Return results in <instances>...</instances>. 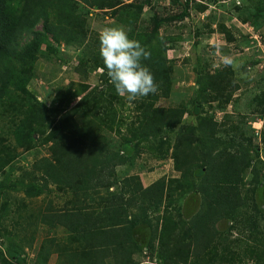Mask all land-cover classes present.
I'll return each instance as SVG.
<instances>
[{
  "label": "trees",
  "instance_id": "trees-1",
  "mask_svg": "<svg viewBox=\"0 0 264 264\" xmlns=\"http://www.w3.org/2000/svg\"><path fill=\"white\" fill-rule=\"evenodd\" d=\"M193 1L198 13L207 11L206 0ZM249 2L235 8L232 25L218 23L211 33L230 44L238 40L236 31L241 34L237 23L262 31L264 0ZM173 3L182 7L180 15L155 17L151 32H136L143 7L126 0H0V243L11 255L0 247V264H26L22 258L35 250L40 230L46 235L34 264H49L53 255L56 264H156L141 260L148 250L164 264H264V160L253 142L257 135L214 114L240 90L233 66L211 70L206 62L196 69L192 102L158 106L171 97L175 72L167 54L175 39H164L160 29L183 21L191 9L190 0ZM95 9L113 12L130 27L129 38L151 53L142 63L158 92L133 102L135 119L123 115L128 101L106 72L103 89L87 82L89 53L73 68L87 84L56 88L52 104L30 88L42 56L59 55L61 47L89 52L88 19ZM94 61L90 72L103 67L102 59ZM249 107L255 119L263 118L264 90ZM259 140L264 144V128ZM29 152L34 161L21 165ZM141 153L171 158L179 177L145 188L132 173ZM52 192L65 198L62 207L51 201L34 206ZM190 192L200 208L181 220L186 209L179 202ZM223 221L242 227L237 237L217 227Z\"/></svg>",
  "mask_w": 264,
  "mask_h": 264
},
{
  "label": "rangeland",
  "instance_id": "rangeland-1",
  "mask_svg": "<svg viewBox=\"0 0 264 264\" xmlns=\"http://www.w3.org/2000/svg\"><path fill=\"white\" fill-rule=\"evenodd\" d=\"M182 1L185 2V0ZM173 2L174 0H126L127 4L132 3L135 8L138 6L143 7L140 22L136 25V32H140L141 30L151 32L154 27V25H151L152 19L155 17L158 19H170L173 16L180 15L182 13V7L178 3ZM190 2L191 9L189 10V17H185L183 21L166 23L160 29V35L164 39H175V42L170 43V49L167 52L168 57L173 62L175 72L173 76L172 95L168 99H162L158 103V106L168 108L178 106L180 103L187 104L192 102L196 88V69L203 67L207 62L210 69L215 70L225 64L224 57L234 58L238 56L239 58H237L234 63L237 67L233 68L236 73L237 82L240 85V90L236 93L234 101L225 111L216 110L214 114L218 122L224 121L223 118L226 115L231 119L227 125L234 124L235 127L241 126L248 135L256 134V139L253 140V142L256 146L260 145L258 151L264 160V144L259 140L261 131L264 128V115L261 120L259 118L255 119L258 115L249 107L252 99L254 100L256 96L264 90V58H258L259 55L264 57V29L260 31L251 28L249 24H243L245 26L239 24V27L245 29L246 32L236 34L238 39L237 42L229 44L225 41V37L222 34L211 32L218 30V23L228 22L229 25H232L233 18L238 17L235 8L238 6H244L245 8L251 7L249 0H206L205 4H208V8L205 13H198L196 8L192 7L194 6V1L192 2V0H190ZM88 24L90 30L88 40L90 45L89 52L86 49H82L81 52L76 48L65 49L61 47V53L59 55L51 54L47 57L46 55L42 56L38 65L37 77L30 86V88L36 92L39 100L52 104L54 90L58 87H67L72 82H76L77 84L80 82L87 84L88 82L94 89H103V83H105L101 80V75L105 72L101 70L103 67L90 72V69L95 65L94 57L102 59L99 55V46L97 44L99 33L106 27L121 26L129 36L130 27L118 21V18L113 16V12L105 13L98 9H95L89 15ZM198 28L200 32H203L200 36L196 35V30ZM166 45L168 46L169 44L166 43ZM229 49L233 50L230 51ZM87 53H89V57L93 60H88V67L91 68L87 69L89 80L86 82V79L83 80L80 74L74 73L73 68H75L76 64L80 61L79 59L83 57V54H85L86 57ZM247 57H249L250 60L245 64ZM243 65L244 67L246 65L248 66L242 71ZM123 115L127 121L135 119L136 109L133 102H127ZM233 134L238 144L243 141L235 132ZM35 151L41 153L40 148L35 149ZM46 154H48L47 150L44 149L42 155ZM137 157L135 168L132 173L141 177L143 182L148 183L149 180L157 181L162 178L174 179L178 178L180 175L174 170L173 160L171 158L160 161L156 160L148 153H141ZM34 159V153H24L20 159V163L21 165H28L32 163ZM125 170V168H119L118 172L122 173ZM191 193L192 192L179 202V204L182 202V206L186 209L185 212L182 210L181 220L188 219L186 215L188 213L186 202ZM0 200L2 202L1 198ZM50 201L53 202L54 205L62 207L65 198L52 192L46 199L39 198L34 200V206L40 205L46 207V204ZM2 203H0V206ZM197 210L198 207L194 213H196ZM249 214L252 215L254 213L249 211ZM252 216L255 217V215ZM245 218L246 216L242 215L244 221ZM233 223L235 222L223 221V223H219L217 227L237 237L242 227L240 225H235L237 226L235 227L232 225ZM224 224L230 226L226 227ZM248 231L247 228V232ZM45 235L46 234L40 230L35 250H26L22 261H25L26 264L35 263L37 249ZM0 247L3 248L5 257L11 256L2 243H0ZM147 252L148 254H144L141 257L142 261L145 263L155 262L156 264H164L161 259L158 260L156 258L154 252L149 250ZM56 263L57 255H53L49 264Z\"/></svg>",
  "mask_w": 264,
  "mask_h": 264
},
{
  "label": "clouds",
  "instance_id": "clouds-1",
  "mask_svg": "<svg viewBox=\"0 0 264 264\" xmlns=\"http://www.w3.org/2000/svg\"><path fill=\"white\" fill-rule=\"evenodd\" d=\"M98 39L101 70L106 72L118 96L131 103L158 92L153 73L142 63L150 59L151 53L139 41L130 39L121 26L106 27ZM224 63L237 67L229 57H224ZM245 262L250 264L248 260Z\"/></svg>",
  "mask_w": 264,
  "mask_h": 264
},
{
  "label": "crops",
  "instance_id": "crops-1",
  "mask_svg": "<svg viewBox=\"0 0 264 264\" xmlns=\"http://www.w3.org/2000/svg\"><path fill=\"white\" fill-rule=\"evenodd\" d=\"M242 26H245V25H242ZM237 27L238 28H240V31L241 32H246V30L245 29H242L241 27H239V24L237 23ZM238 33V31H236L235 32V34H237ZM233 49H231V51H232ZM232 55V54H231ZM230 58H232V57H230ZM237 58H239L238 56H235L234 58H232V61H233V63H235L236 62V60H237ZM258 58L259 59H261V58H264L263 56H261V55H259L258 56ZM249 60H250V58L249 57H247L246 58V60H245V64H247L248 62H249ZM247 66L248 65H246L245 67H244V65L242 66V71L244 70V68L246 69L247 68ZM261 120V119H260ZM256 121V120H255ZM178 173V172H177ZM142 180V179H141ZM143 182V181H142ZM156 181H152V180H149L148 181V183H146V182H143V186L146 188V187H148V186H150V185H152L153 183H155ZM197 196V197H196ZM198 200H199V196L197 195V194H190V196L188 197V199H187V202H186V207H187V209H188V212L190 211V213L191 212H193L194 213V211L196 210V208L198 207V209L200 208V201L198 202ZM198 203V204H197Z\"/></svg>",
  "mask_w": 264,
  "mask_h": 264
}]
</instances>
